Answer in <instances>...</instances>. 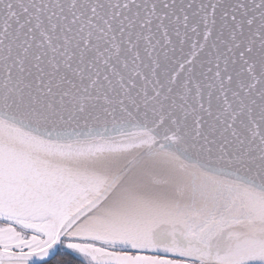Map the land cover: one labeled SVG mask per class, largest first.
Wrapping results in <instances>:
<instances>
[{
  "label": "snow or ice",
  "instance_id": "1",
  "mask_svg": "<svg viewBox=\"0 0 264 264\" xmlns=\"http://www.w3.org/2000/svg\"><path fill=\"white\" fill-rule=\"evenodd\" d=\"M0 264H264V0H0Z\"/></svg>",
  "mask_w": 264,
  "mask_h": 264
}]
</instances>
